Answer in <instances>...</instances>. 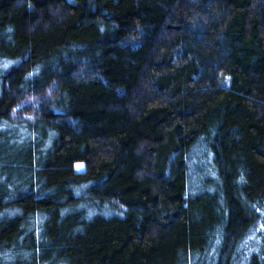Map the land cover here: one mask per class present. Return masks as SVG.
I'll return each mask as SVG.
<instances>
[{"label":"trees","instance_id":"trees-1","mask_svg":"<svg viewBox=\"0 0 264 264\" xmlns=\"http://www.w3.org/2000/svg\"><path fill=\"white\" fill-rule=\"evenodd\" d=\"M0 264H264V0H0Z\"/></svg>","mask_w":264,"mask_h":264}]
</instances>
